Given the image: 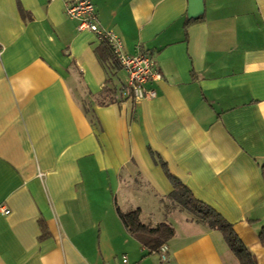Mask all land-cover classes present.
<instances>
[{
  "label": "crops",
  "instance_id": "crops-1",
  "mask_svg": "<svg viewBox=\"0 0 264 264\" xmlns=\"http://www.w3.org/2000/svg\"><path fill=\"white\" fill-rule=\"evenodd\" d=\"M92 1L153 58L157 95L121 94L127 73L63 0H0V264H240L173 205L172 177L264 264V0H203L195 17L190 0ZM136 208L173 225L165 261L121 220Z\"/></svg>",
  "mask_w": 264,
  "mask_h": 264
},
{
  "label": "trees",
  "instance_id": "trees-1",
  "mask_svg": "<svg viewBox=\"0 0 264 264\" xmlns=\"http://www.w3.org/2000/svg\"><path fill=\"white\" fill-rule=\"evenodd\" d=\"M102 42L106 45L98 49L99 54L102 56H111V58L114 59L111 60L112 64H109L108 61L110 67H112L115 62L120 66L110 46L105 41ZM125 88L126 86L123 84L122 89ZM108 91L113 93V88L111 89V87H109ZM114 99L115 98L111 97L109 101H113ZM260 168L264 181V161L261 163ZM172 180L174 188L169 194V199L173 202V205L187 210L197 220L206 223L209 227L218 229L223 234L228 247L236 255L240 264H257L255 255L244 244L235 231L232 223L227 221L219 212L209 205L195 198L191 190L181 181L174 177H172ZM118 213L128 231L137 236L151 251L158 252L159 247L167 243L175 233L173 225L169 222H160L156 226L143 223L140 218V208L128 211L118 209ZM258 236L261 244L264 246V225L260 229Z\"/></svg>",
  "mask_w": 264,
  "mask_h": 264
},
{
  "label": "built area",
  "instance_id": "built-area-1",
  "mask_svg": "<svg viewBox=\"0 0 264 264\" xmlns=\"http://www.w3.org/2000/svg\"><path fill=\"white\" fill-rule=\"evenodd\" d=\"M64 12L79 21L80 30L93 32L99 40L109 44L121 68L127 73L126 88L121 90L122 95H128L134 100L154 98L157 94L155 89L147 88L146 83L150 80L161 79V73L155 68L153 58L144 52L129 53L124 49V42L119 34L112 29L103 27L99 20L95 4L92 0H63ZM1 53V48H0ZM0 210L7 214L9 209L0 206ZM167 243L159 247V256L165 261L168 256ZM122 264H132L127 255H122Z\"/></svg>",
  "mask_w": 264,
  "mask_h": 264
},
{
  "label": "water",
  "instance_id": "water-1",
  "mask_svg": "<svg viewBox=\"0 0 264 264\" xmlns=\"http://www.w3.org/2000/svg\"><path fill=\"white\" fill-rule=\"evenodd\" d=\"M203 0H190L189 17H195L203 12Z\"/></svg>",
  "mask_w": 264,
  "mask_h": 264
},
{
  "label": "rangeland",
  "instance_id": "rangeland-1",
  "mask_svg": "<svg viewBox=\"0 0 264 264\" xmlns=\"http://www.w3.org/2000/svg\"><path fill=\"white\" fill-rule=\"evenodd\" d=\"M181 214H186V211H183Z\"/></svg>",
  "mask_w": 264,
  "mask_h": 264
}]
</instances>
